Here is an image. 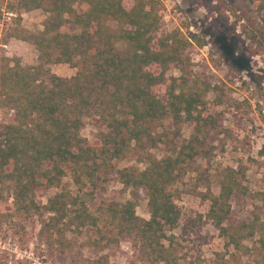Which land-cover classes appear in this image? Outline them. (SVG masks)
I'll return each instance as SVG.
<instances>
[{
  "label": "trees",
  "instance_id": "trees-1",
  "mask_svg": "<svg viewBox=\"0 0 264 264\" xmlns=\"http://www.w3.org/2000/svg\"><path fill=\"white\" fill-rule=\"evenodd\" d=\"M126 1L16 0L18 9H42L47 17L42 31L24 37L38 52L33 66L0 60V200L11 183L15 210L40 224L48 246L70 247L71 235L86 233L98 253L129 242L145 264H178L184 257L172 251L171 232L182 215L175 189L198 159H212L208 140L218 129V115L207 106L209 83L192 73L193 40L179 29L159 35V0H133L130 7ZM248 1L264 14V0ZM53 64L77 72L59 77L49 68ZM172 68L181 75L170 77ZM88 122L96 128L94 141L82 135ZM185 123L193 133L169 147L167 124L177 130ZM153 150L162 151L161 157ZM132 152L145 167L119 166ZM216 174L218 192L208 197L207 217L226 246L249 250L245 242L256 237L264 246L260 214L233 218L234 199L246 196L242 171L226 167ZM111 182L130 190L131 199L104 201L93 211L96 194ZM51 191L44 203L42 196ZM142 191L148 220L136 214Z\"/></svg>",
  "mask_w": 264,
  "mask_h": 264
},
{
  "label": "rangeland",
  "instance_id": "rangeland-1",
  "mask_svg": "<svg viewBox=\"0 0 264 264\" xmlns=\"http://www.w3.org/2000/svg\"><path fill=\"white\" fill-rule=\"evenodd\" d=\"M159 1L164 9L159 35L179 29L193 40L189 48L191 70L194 77L209 83L207 106L218 115V129L208 140L212 159H198L195 171L175 189L182 215L171 232L176 237L172 251L176 257H184L178 264H264V246L258 237L245 242L249 250H234L226 246L221 232L207 217L208 197L218 192L216 171L232 167L242 171L240 179L246 189V196H237L232 203L233 218L251 220L255 213L264 218V157L260 154L264 147V14H258L248 0ZM132 2L127 0L126 6ZM46 17L42 9L25 12L16 7V0H0V60L8 59L4 63L10 66H33L38 52L24 37L42 31ZM193 36L200 38L203 46ZM49 68L63 78L77 72L69 64ZM168 75L177 77L181 72L172 68ZM4 116L0 109V122ZM177 130L167 124L164 139L172 142L169 147L178 143V136L185 139L193 133L192 124L185 123ZM95 134L96 128L88 122L82 135L94 141ZM151 153L162 155L159 150ZM138 158L132 152L119 166L145 167ZM66 181L72 185L69 178ZM54 193L43 195L41 200L46 203ZM139 195L136 214L148 220L147 197L144 191ZM128 199L131 191L111 182L106 192L96 194L90 206L97 211L104 201ZM39 232V223L15 210L13 185L5 184L0 200V264H145L129 242L115 243L98 253L89 246L86 233L71 235L74 243L63 247L57 242L46 245Z\"/></svg>",
  "mask_w": 264,
  "mask_h": 264
}]
</instances>
